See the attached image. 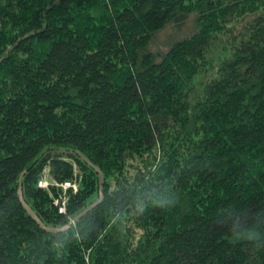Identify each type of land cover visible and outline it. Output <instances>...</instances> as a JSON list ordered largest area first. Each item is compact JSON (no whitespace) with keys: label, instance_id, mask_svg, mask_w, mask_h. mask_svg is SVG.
Returning <instances> with one entry per match:
<instances>
[{"label":"trees","instance_id":"obj_1","mask_svg":"<svg viewBox=\"0 0 264 264\" xmlns=\"http://www.w3.org/2000/svg\"><path fill=\"white\" fill-rule=\"evenodd\" d=\"M0 264H264V0H0Z\"/></svg>","mask_w":264,"mask_h":264},{"label":"rangeland","instance_id":"obj_2","mask_svg":"<svg viewBox=\"0 0 264 264\" xmlns=\"http://www.w3.org/2000/svg\"><path fill=\"white\" fill-rule=\"evenodd\" d=\"M194 19L195 15L189 14L182 21H178L175 24L172 22L168 23L164 28L154 34L149 43V50L157 54L164 53L175 39L181 38L194 30ZM42 174L44 176L42 179L44 183L49 184L52 182V179L48 176L47 168L43 170ZM72 184H75L76 187L78 185L75 182H72ZM62 189L65 190L63 187ZM63 196L62 199L66 201V197ZM71 219H73V217Z\"/></svg>","mask_w":264,"mask_h":264},{"label":"bare ground","instance_id":"obj_3","mask_svg":"<svg viewBox=\"0 0 264 264\" xmlns=\"http://www.w3.org/2000/svg\"><path fill=\"white\" fill-rule=\"evenodd\" d=\"M47 168V167H46ZM47 170H48V168H47ZM43 175H42V177L38 180V185L39 186H41V187H47L49 184H46V183H44V181H42V179H43ZM41 182H43L44 183V185L42 184V185H40L41 184ZM65 182H68L69 184H67V183H65ZM76 183V182H75ZM61 187H63V188H68V187H71L73 190H76L77 189V187H76V189H75V187H72V186H70V185H72V182H69V181H64V182H62L61 184H59ZM64 197V196H63ZM65 202L66 201H64L63 199H62V196H60V197H54L53 198V203L55 204V205H57L58 206V211L59 212H61V213H65ZM70 219L71 218H68V223H70Z\"/></svg>","mask_w":264,"mask_h":264},{"label":"built area","instance_id":"obj_4","mask_svg":"<svg viewBox=\"0 0 264 264\" xmlns=\"http://www.w3.org/2000/svg\"><path fill=\"white\" fill-rule=\"evenodd\" d=\"M42 181H43V180H42ZM65 183L69 184L68 182H65ZM42 184L44 185V183H43V182H41V184H40V185H42ZM71 186H72V187H75V189H76V186H75V184H72ZM70 223H71V224H73V223H74V219H70Z\"/></svg>","mask_w":264,"mask_h":264}]
</instances>
